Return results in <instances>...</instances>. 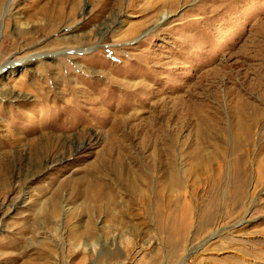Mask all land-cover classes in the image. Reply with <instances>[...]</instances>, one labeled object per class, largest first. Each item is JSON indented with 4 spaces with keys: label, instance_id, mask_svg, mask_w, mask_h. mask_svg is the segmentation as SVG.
I'll use <instances>...</instances> for the list:
<instances>
[{
    "label": "rangeland",
    "instance_id": "374dc122",
    "mask_svg": "<svg viewBox=\"0 0 264 264\" xmlns=\"http://www.w3.org/2000/svg\"><path fill=\"white\" fill-rule=\"evenodd\" d=\"M0 264H264V0H0Z\"/></svg>",
    "mask_w": 264,
    "mask_h": 264
},
{
    "label": "bare ground",
    "instance_id": "6f19581e",
    "mask_svg": "<svg viewBox=\"0 0 264 264\" xmlns=\"http://www.w3.org/2000/svg\"><path fill=\"white\" fill-rule=\"evenodd\" d=\"M145 179H146V178H145ZM93 197H96V198H97V195L95 196V194H94ZM86 229H87V227H86ZM91 229H92V228H89V227H88L87 233L89 234V236H90V235H93V234H91V233L93 232V230L91 231ZM85 231H86V230H85ZM84 233H86V232H84ZM87 233H86V235H87ZM93 233H95V232H93ZM76 236H77V235H76ZM79 236H81V235L79 234ZM93 237H94V236H93Z\"/></svg>",
    "mask_w": 264,
    "mask_h": 264
}]
</instances>
